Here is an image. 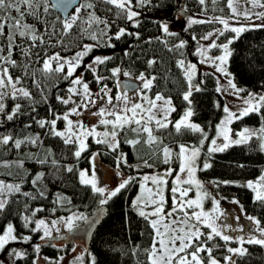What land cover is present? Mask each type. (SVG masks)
Wrapping results in <instances>:
<instances>
[{
	"label": "snow or ice",
	"instance_id": "snow-or-ice-1",
	"mask_svg": "<svg viewBox=\"0 0 264 264\" xmlns=\"http://www.w3.org/2000/svg\"><path fill=\"white\" fill-rule=\"evenodd\" d=\"M101 2L116 9L117 17L125 18L130 22L132 27H139L137 17L140 13L133 9L136 6L150 5L152 0H136L135 4L133 0H101ZM198 3L201 6H205L206 0H198ZM73 5H75L74 12L68 13L67 17L62 20H60L59 16L57 17L61 24L59 34L55 32V25L52 26L53 30L51 32L45 29L41 33L35 25L26 23L28 16L39 20L42 15L49 14L51 9L58 8L67 11ZM226 7L229 10V19L234 18L238 20L240 17H243L249 21L253 18L264 21V11H253V9L257 8L264 9V0H243V3H241V0H226ZM94 8L95 5L92 2H84V0L80 3H77V0H55V3L52 0H42V2L41 0H0V12L3 13L0 14V37H4L7 40L6 47L0 46V114L5 113L6 106L3 101L6 97H11L12 99L22 97L31 101L33 104L38 103L33 97L32 92L24 86V77H14L10 72V68L21 67L24 76L30 75L33 85L41 93V101L39 102L47 103L45 90L41 82L35 78L36 71L29 72L31 65L27 61L32 60V49L44 45L46 43L45 36H48L49 40H51L52 36H57V43L63 44V37L67 36L74 26H79V23L82 21L81 12L86 11L88 16L86 20H83V23L87 25V29L93 28V25L97 28L103 25L99 33L96 31L88 32V38L95 41V44H83L80 50L76 51L71 57L61 56L59 52L51 55L45 52L43 57L39 53L35 54L38 57L35 63L41 64V67L38 69L41 74L45 77L62 74V78L69 81V87L66 90L68 95L66 97L57 95L56 100L65 106L72 105L63 115L49 107V112L53 118L50 120L36 119L35 122L38 126L42 129H47L48 134L58 137L65 145L74 146L75 150L72 154L76 160H79L82 153L87 150V138L93 137L96 144H104L110 151L117 153V169L122 164L127 165V155L120 150L121 140L119 139L121 134L126 131H131L136 136V138L125 139L123 141L132 148L141 144L143 140V143L147 144L150 148L156 145L159 149V155L161 156L163 164L169 165L173 163L174 158L179 160L178 170L169 167L162 173L156 172L139 177L140 194L132 202V208L147 222L152 230L150 233V246L144 249L148 257L147 264H236L235 257H243L248 254V250L244 247L245 244L264 247V225L254 216L246 217L253 227L248 230L246 235H240L236 238L226 233L224 229L228 227L227 225L222 228L217 224V221L225 215L221 210L220 200L211 197L212 207L210 210H205L204 200L210 198V193L205 190L204 184L196 178L197 171H205L212 167V164L207 159L203 162L202 167L197 164L201 148H203L206 141L209 142V147L207 148L209 158L212 154L223 152L233 145L248 143L254 136L258 137L261 141L259 148L261 151H264V120H262V126L258 130L246 127L236 133L237 138L235 139L232 138L229 127L234 120L243 119L253 113L264 117V94L238 87L234 82L232 73L228 71L227 67L229 59L232 56L230 45L235 39L239 38L242 32L248 30L249 26L240 25L239 27H235L230 25L229 19L219 16L209 17L207 19H196L191 16L188 18L187 27H191L193 24L216 22L223 26L222 29H216L202 36L200 38L201 40H210L211 43L207 46L200 44L194 54L200 57L199 62L201 64L211 62L215 71L226 78V86H219V79H217V93L227 92L228 95H235L242 99V106H240L238 112L230 110L227 105L223 107V112L226 115L216 125V136L210 141L205 129L191 120L194 116V110L191 107V97L194 92L204 90L201 87L204 81L201 80L199 83L193 82L198 71L197 65L186 62L183 58L177 59L176 67L183 72L187 83V89L183 92L182 99L187 103L188 107L178 120L173 121L170 117L176 111V107L173 105L172 99L165 97L161 93H157L154 97L147 95L148 92H151L154 81L157 79L155 75H145V73L141 72L136 77L137 80L142 82V94L140 96V99L143 101L142 103H130V97L126 93H118L113 99L111 95L112 89L107 84H103V81L112 77L119 78L121 74L124 77H131L132 74L128 71H122L120 67H115L110 70L111 77L101 76L97 74L98 66L106 64L112 58L110 56H94L91 63L84 65V67L92 72L96 83L102 85L99 92L95 93V96L104 101L105 106L100 107L93 115L99 117V124L103 125L106 130L98 132L95 127L88 128L82 122L70 119L71 116H80L82 114L81 109L88 110L90 107H96L97 105V100L93 98L89 83L85 82L82 75H75L76 71L81 67L84 58L89 56L95 47L100 46L102 37L106 38L103 46L114 47L110 43L113 39L120 40L126 35L140 39V34L138 32H129L125 27H118L114 35H109L112 27L111 23L107 19L97 16ZM112 8L108 10L111 11ZM181 11L186 13L187 9L185 8ZM13 12L16 13L15 16L12 15ZM251 27L264 28V23L259 25L253 24ZM159 29L162 35L155 39L163 43L168 48V51L182 50L186 47L187 42L184 40H180L170 47L168 46V41L164 37L176 35V33L170 31L168 23H160ZM225 31H231L235 33V36L227 38L226 42L217 44L216 39L224 36ZM17 37L26 42L27 47L18 43ZM192 39L197 40V37L193 36ZM151 42V39L146 41L149 44ZM16 48H19L22 56L27 58L26 62L22 65H18L17 60L13 59V52ZM213 48H218L221 54L216 56L207 55V52ZM156 63L157 61L155 59H149L147 61L149 68ZM245 92H247V95L241 97L240 94ZM74 97H79V101L74 99ZM114 100L117 103H114ZM215 107L220 109V103L216 102ZM20 109L21 105L19 103L15 104L11 112L6 115V119L12 121L20 112ZM32 110L35 112V107ZM61 120L65 122L63 130L57 128V122ZM170 125L177 134H182L184 131L199 133L201 137L199 146H189L181 143L178 145V151L174 152L171 147L165 145L161 138L156 135V132L168 129ZM218 140L221 143H218ZM10 142L14 144L17 150L25 143H31L34 146L42 144L39 136L30 140L14 139L10 135L0 137V145H9ZM96 155L94 153L90 158V164L92 165L90 170L60 164L50 149L45 158H36L35 162L40 165H51L57 174L61 170L67 173L76 172L80 185L90 187L94 194L101 197L99 199V206L102 208L108 204L110 199L115 197L122 189L126 188L137 178L132 176L125 177L119 183L118 187L113 190L99 186L95 171ZM15 164L17 167L24 169L23 160H18ZM5 166L11 167L12 165L5 162ZM143 166L153 168L154 164L150 163L149 159H144ZM174 172L175 176L173 178ZM45 175V172L40 171L32 178L31 184L36 189L35 193L22 191L23 179L19 183H6L0 180V213L6 210L10 202V197L15 194L32 200L38 197L47 199L45 191L40 187V183L44 181ZM117 175H121V173L117 171ZM169 178H173L170 188ZM211 183L219 187L220 184L229 185L232 182L225 180L212 181ZM238 186L247 187L252 190L254 193V201L264 203V173L257 180H249L246 184ZM193 189H195L194 197L190 196ZM169 200L171 201L170 207ZM52 202L58 206H62L65 202L71 204V199L57 192ZM231 202L233 204L239 203L237 200H232ZM28 207L25 204L24 212L20 215L23 227L29 229L30 225H34L30 228V231L32 233H42L39 237L41 241L56 239L53 236V231H60L59 227H57L58 223L66 225L69 233H74L75 231L81 230L80 222L83 223L84 230L86 231L90 230L98 222V220H91L83 214L73 213L66 218L61 217L59 220L51 221V226H49V223L45 219H36L37 213L44 211L43 208H34L30 214H27ZM241 211H243L242 207ZM53 212H55V209H53ZM236 219L239 220V217ZM202 229H207L208 231H203ZM234 230L241 233L245 232V229L242 227ZM216 238L224 241L225 251L228 253L223 257V262L213 255L214 248H218L219 245L209 246ZM31 240L32 236L30 235H17L15 225L9 222L4 227L2 233H0V252L4 251L10 243H29ZM233 242L238 243L239 246L235 248L227 246ZM51 246L54 248L58 247L56 244H52ZM32 247L36 254L32 260V264H40L41 259L46 261L47 264H61L64 260L63 256L55 260H50L48 257H41L40 244H34ZM72 251L75 252L76 248L73 247ZM9 255L15 260H23L26 258L27 252L13 248ZM76 259L82 264L83 257L78 256ZM90 264H96L94 256L91 257Z\"/></svg>",
	"mask_w": 264,
	"mask_h": 264
},
{
	"label": "trees",
	"instance_id": "trees-1",
	"mask_svg": "<svg viewBox=\"0 0 264 264\" xmlns=\"http://www.w3.org/2000/svg\"><path fill=\"white\" fill-rule=\"evenodd\" d=\"M84 2H92L95 5L94 11L96 15L107 19L111 23L112 27L109 35H114L118 27H125L129 32H138L140 39L126 35L120 40L113 39L110 41L114 47H106L103 46L106 38L102 37L100 46L95 47L93 52L84 58L81 67L77 69L75 75H82L85 82L89 83V87L98 85L92 72L87 70L84 65L91 63V59L94 56H110L111 60L104 65L98 66L97 74L111 77L110 70L120 67L122 71H128L132 74L131 77L123 76L122 78L134 80L141 72L145 73V75H155L157 79L154 81L151 92H148L147 95L154 97L157 93H161L165 97H170L176 107V111L171 114L170 119L179 117L188 107L187 103L182 99V94L187 89V83L183 72L176 67V61L183 58L186 62H197V56L194 53L200 38L208 32L223 28L218 22L193 24L191 27H187L185 18L191 16L196 19H207L219 16L229 19L226 0H215V2L206 0L205 6L199 5L198 0H152L150 5L136 6L133 9L140 13L137 17L139 27H132L125 18L117 17V10L110 5L102 3L101 0H84ZM133 3L135 4L136 0H133ZM109 8H112V10L109 11ZM185 8L187 9L186 13L181 11ZM0 14L3 13L0 12ZM12 15L15 16L16 13L13 12ZM58 16V14L50 10L49 14L42 15L39 20L28 16L26 23L35 25L41 33L45 29L51 32L53 30L52 26L55 25V32L59 34L61 29L60 20L62 18L58 20ZM87 16L88 13L86 11L81 12L82 21L79 26H74L71 32L63 37V44L57 43V36H52L51 40H49L48 36H45L46 43L32 49V60L27 61L31 65L29 72L36 71L35 78L41 82L45 90L47 103L39 102L41 101V93L33 85L30 75L24 76L21 67L10 68V72L14 77H24V86L32 92L38 103L33 104L22 97L18 99L6 97L3 101L6 106L5 113L0 114V137L10 135L14 139L30 140L39 136L42 144L34 146L31 143H25L22 144L19 150L15 149L12 142L9 145H0V180L6 183H19L23 179L22 191L35 193L36 189L31 184V180L37 172H45V179L40 183V187L45 191L47 199L40 197L35 200L26 199L19 194L10 197L8 207L3 213H0V233H2L7 223L11 222L17 229V235H30L32 240L29 243H10L4 251L0 252V264H6V256L9 255L13 248L27 252V256L23 260H15L11 257L13 264H32V260L36 255L32 247L34 244H40L41 257L53 259L57 256H64L65 251L57 250L51 246L55 243L53 239L41 241L39 237L42 233H32L30 231V228L34 225H30L29 229L23 227L20 215L24 212L25 204L29 206L27 214H30L34 208L44 209V211L37 213L36 219L61 218L72 212H78L86 216L99 205L101 197L94 194L90 187L80 185L76 172L67 173L61 170L57 174L51 165H40L35 162L36 158H45L49 149L60 164L72 165L74 168L79 169L86 163V153L95 151L97 163L111 172L117 173L119 171L123 178L132 176V165L141 164L144 159H149L150 163L158 162L155 158L156 155L159 156V149L156 145L150 148L142 140L141 144L132 148L123 142L125 139L136 138L131 131H126L119 137L121 140L120 150L127 155V165L122 164L117 169V153L110 151L103 144L92 143L90 140H88L87 151L82 153L79 160H76L72 154L75 150L74 146L65 145L62 140L48 134L47 129L40 128L35 122L36 119L50 120L53 118L49 112V107L61 115L72 107L71 104L65 106L56 100L57 95L65 97L68 95L66 90L69 87V81L64 80L62 74H55L50 77H45L41 74L38 71L41 64L35 63L38 59L35 54L39 53L43 57L45 52L48 54L59 52L61 55L75 53L89 39L82 32V29H87V25L83 23ZM177 18L182 19L184 24L180 25L176 30H170L176 35L165 36L164 39L168 41L169 47L180 40H184L187 43L184 49L170 52L163 43L155 38L162 35L159 29L160 23L173 22ZM229 22L235 23L233 19H229ZM79 27H81L80 33L78 32ZM193 36H196L197 40H193ZM233 36H235V33L225 31L224 36L216 39V43L226 42L227 38H232ZM150 39L152 42L150 44L146 43ZM17 42L27 47V43L19 37H17ZM0 44L6 47L7 40L4 37H0ZM230 49L232 50V56L227 67L228 71L232 73L237 86L248 91H261L264 94V28L249 26L248 30L242 32L239 38L234 40L230 45ZM211 51L217 53L219 49L213 48ZM13 59L17 60L18 65L24 64L27 60V58L22 56L19 48L14 49ZM149 59L157 61L151 68L147 65ZM197 66L198 71L193 82L199 83L203 80L204 83L201 87L204 90L194 92L191 97V107L194 110V116L191 120L205 129L210 141L215 136L216 125L224 113L223 100L220 93L216 92L217 81L213 72L202 68L200 65ZM118 79L120 78L112 77L104 80L103 84L112 85L118 93H121L116 85ZM216 102L220 103V109L215 107ZM17 103L21 105L20 112L12 121H8L6 115L11 112ZM33 107L36 109L35 112L32 110ZM262 120H264V117L255 113L243 119L234 120L230 124L231 133L234 134L243 127L259 129L262 126ZM63 124V120L58 121L57 128H62ZM156 135L161 138L165 145L171 148L177 147L181 143L199 146L201 138L199 133L191 131L177 134L171 125L168 129L156 132ZM260 143L261 141L258 137L254 136L248 143L233 145L223 152L212 154L209 158L207 153L209 142L206 141L203 148H201L197 164L202 167L203 162L207 159L212 164V167L205 171H197V176L203 181H208L212 185L214 193L220 197H224L227 200H237L240 207L243 208V214L258 218L264 225V203L254 201L252 190L238 186L244 185L247 181L264 173V151L260 150ZM18 160L24 161V169L16 166L15 162ZM159 160L163 164L162 160ZM5 162L10 163L12 166H5ZM133 177L137 179L122 189L105 205L103 218L91 234L82 264H90L93 256L96 259V264H147L148 257L144 249L150 246V233L152 230L147 222L132 208V196L138 188V176ZM225 180L232 183L229 185L220 184L219 187L211 183L212 181ZM57 192L69 197L71 204L67 202L62 206L54 204L52 201L55 199V193ZM53 209H55V212H53ZM212 245H219L213 251V255L216 258L225 255L224 241L216 238L209 246ZM244 247L248 250V254L243 257H235L236 264H264V247L254 244H245ZM42 261L44 260L41 259L40 264ZM69 264L73 263L70 262Z\"/></svg>",
	"mask_w": 264,
	"mask_h": 264
},
{
	"label": "rangeland",
	"instance_id": "rangeland-1",
	"mask_svg": "<svg viewBox=\"0 0 264 264\" xmlns=\"http://www.w3.org/2000/svg\"><path fill=\"white\" fill-rule=\"evenodd\" d=\"M241 3H243V0H241ZM74 11H75V8L70 13H72ZM253 11L259 12V11H264V9L257 8V9H253ZM188 18L189 17H186L185 20L188 21ZM232 19L234 20L235 23H231V22H229V23H230V25L235 26V27H239L240 25H248V26H251L253 24L259 25V24L264 23V21H261L259 19H255V18H253L251 21L246 20L243 17H240L238 20L234 19V18H232ZM166 23H168L170 30H176L180 25L184 24V21L182 19H180V18H177L173 22L166 21ZM80 28L81 27H79V29H78L79 33L81 32ZM101 28H103V25H100L99 28H97L95 25H93V28L87 29V31H85V29H82V32H83V35L86 38H88V32L96 31L97 33H99ZM211 32H213V31H211ZM208 33H210V32H208ZM210 43H211L210 40L209 41H204V40L200 39L199 43H197V48L199 47L200 44H203V45L207 46ZM86 44H94V41L88 39ZM0 46H1V44H0ZM79 50H77V51H79ZM211 50L212 49H210L207 52V55L216 56V55H220L221 54L220 50L217 53H213ZM49 55H51V54H49ZM72 55H74V53L71 54V55H61V56L71 57ZM91 61H92V59H91ZM199 61H200V57L197 56V62H191V63H194L196 65H200L204 69L211 70L213 72V74L215 75V77H216V81H217V79H219V86H226V83H227L226 78L221 76V74H219V73H217L215 71V68L212 66L211 62H208L206 64H201ZM122 77H123V75L121 74L119 76V78H122ZM134 80H136L139 83V85H140L139 89H137V90H135L133 92L125 91V92H122V93H119V94H125L126 93L130 97V103H142L143 101L140 99V96L142 94L141 93L142 82L137 80L136 78H134ZM101 86L102 85H95L94 87H90V90L93 93V98L97 100L96 107H90L88 110L81 109V113L82 114L80 116H71L70 117V119H72L73 121L82 122L88 128L95 127L96 131H98V132H103V131L106 130L103 125L99 124V117L93 115V113L97 112L100 107H104L105 106V102L100 100L99 97L95 96V93L99 92V89H100ZM107 86L110 89H112L111 95H112V97L114 99L115 96L118 94L117 90L112 85H107ZM217 86H218V83H217ZM252 92L263 94L261 91H252ZM220 95H221L222 100H223V107L225 105H227L230 108V110H232L234 112H238L239 111L240 106H242V99L238 98L235 95H228L227 92H221ZM246 95H247V93H241L240 94L241 97H244ZM74 99L79 101V97H74ZM114 103H117V102H115V100H114ZM120 106L122 107V105H120ZM108 107H111V106H108ZM84 115H86V116H84ZM181 115L179 117H177V118L176 117L175 118H171V120L176 121V120H178L181 117ZM225 115L226 114L223 113L221 119H223L225 117ZM109 118H111V117H109ZM220 120H219V122H220ZM219 122H218V124H219ZM64 127H65V122H64L62 128H59V129L63 130ZM229 127H230V125H229ZM244 128H246V127H243L241 130L237 131L236 133L242 131ZM249 129L258 130L257 128H253V127H250ZM236 133H234V134L231 133L233 139L237 138L236 137ZM215 136H216V134H215ZM88 140H90V142H92V143H95V140H94L93 137H88L87 138V144L89 143ZM218 143H221V141L218 140ZM189 146H193V145H189ZM208 147H209V145H208ZM172 149L174 150V152L178 151V146L174 147ZM94 153H96V152L95 151L94 152L91 151V152H87L86 153V155H85L86 163L80 169H89V170L91 169L92 165L90 164V158H91V156ZM155 158H156V160L158 162L152 163V164H154L153 168H146V167L143 166V163L132 165V177L133 176H138V188H137V190L134 192V194L132 196V202L140 194L139 177H142L145 174H154L156 172L162 173L165 169H167L169 167L177 169V170L179 168V160L178 159L174 158V162L173 163H171L169 165H165V164H161L160 163V160H159V159H161L160 155L159 156L156 155ZM95 171H96V174H97L98 185L102 186V187H105L108 190H113L116 187H118L119 183L123 179V176L122 175H117L116 172L112 173L111 171L104 170L103 167L99 163L96 162V159H95ZM174 176H175V172L173 173V178H174ZM125 177H127V176H125ZM173 178H169V188L171 187ZM196 178L198 180H200L202 184H204L205 190L210 193V198H207V199L204 200L205 210H210L211 207H212L211 197H215V198L220 200L221 210L225 213V215H224L223 218H221L220 220L217 221V224L219 226H221L222 228H223V226L227 225L228 227L225 228L224 230L226 231V233L228 235H230V236H232L234 238H236V237H238L240 235H246L248 230L251 229L253 226L246 218L248 215L243 214V212L241 211L240 204L239 203L238 204H233L231 201L235 200V199L227 200L226 198L220 197L218 194L214 193V191L212 190V185L210 183H208V181H203V180L199 179L198 176H197V172H196ZM257 178L258 177L253 178L252 181L257 180ZM149 186H151V185L149 184ZM168 195H170V193H168ZM190 196H192V197L195 196V189H193V191L190 193ZM170 205H171V201L169 200V207H170ZM73 213L80 214L78 212H72V213H69V214H67L65 216H62V217L66 218L68 216H71ZM237 217H239V220L236 219ZM40 219H44V218H40ZM45 220L49 223V226H51V221L59 220V218L52 217L51 219H45ZM57 227H59V229L61 227H63V229H67L66 225H64L62 223H58ZM241 227L245 229L244 233H241L239 231L234 230V229H238V228H241ZM202 230L203 231H208L207 229H202ZM54 232L55 231H53V233ZM56 241H55L54 244H56L58 247H55V249L60 250V251H62V250L65 251L64 256H63L64 260L61 262V264H69L70 262H72L73 264H80V262L77 261V259H76L78 256L81 255L79 251L73 252V251H70L68 249H64V248L62 249L58 244H63V243H60L59 241L56 242ZM227 246L235 248V247H238L239 245H238V243L233 242V243H230ZM66 252H67V254H66ZM227 254L228 253H225V255H227ZM202 255H204V254H202ZM225 255H223L222 257L217 258V259H219V260H221L223 262V257ZM11 257L12 256H10V255L6 256V264H13V261H12ZM58 257H60V256H57L56 258H53V259L50 258V259L51 260H55ZM41 264H47V262L46 261H42Z\"/></svg>",
	"mask_w": 264,
	"mask_h": 264
},
{
	"label": "water",
	"instance_id": "water-1",
	"mask_svg": "<svg viewBox=\"0 0 264 264\" xmlns=\"http://www.w3.org/2000/svg\"><path fill=\"white\" fill-rule=\"evenodd\" d=\"M53 3H55V0H52ZM77 3H80V0H77ZM75 8V5L68 8L67 11H63L61 9H51L53 12L59 15L60 18L64 19L67 17V14L70 13ZM117 89L119 92H133L137 89H139V83L132 79L127 78H120L116 81ZM106 206L104 205L102 208L98 205L92 212L87 214L91 220H98L97 223L94 224V226L90 230H84L83 223L81 222V230L75 231L74 233H69L68 231L64 233L63 238L60 239V242L63 244H74L76 246H79L80 248L87 251L89 240L91 237V234L97 227V225L100 223V221L103 218L104 211Z\"/></svg>",
	"mask_w": 264,
	"mask_h": 264
},
{
	"label": "flooded vegetation",
	"instance_id": "flooded-vegetation-1",
	"mask_svg": "<svg viewBox=\"0 0 264 264\" xmlns=\"http://www.w3.org/2000/svg\"><path fill=\"white\" fill-rule=\"evenodd\" d=\"M97 162V161H96ZM102 166V165H101ZM104 170H108L106 167L102 166ZM110 171V170H108ZM113 173V172H112ZM68 230L67 229H63V227L60 228V231L59 232H54L53 233V236L56 237V239H53V241H56V242H60V239L61 237H63L64 233H66ZM61 243V242H60ZM62 249L63 248H67L68 250L72 251V248L75 247L76 248V251H79L80 252V257H84V252L85 250L80 248L79 246H76L74 244H58Z\"/></svg>",
	"mask_w": 264,
	"mask_h": 264
}]
</instances>
